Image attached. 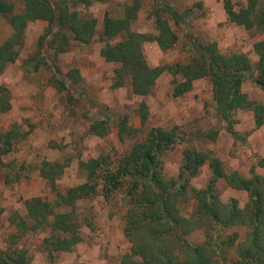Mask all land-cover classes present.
<instances>
[{"label": "trees", "instance_id": "1", "mask_svg": "<svg viewBox=\"0 0 264 264\" xmlns=\"http://www.w3.org/2000/svg\"><path fill=\"white\" fill-rule=\"evenodd\" d=\"M155 5L149 18L155 34L133 32L132 24L140 11V1L131 0L124 7L123 16L105 14L99 41L102 43L101 58L116 65L111 87L127 86L135 96L146 97L154 89L157 80L164 74L177 79L172 95L179 98L189 93L195 81L207 79L211 86L212 114L225 124V131L233 138L237 112L252 114L255 128L264 125V103L251 100L242 91L249 80L264 92V0H220L226 20L245 30H253L261 40L253 45L257 62L253 64L244 54H222L216 43L193 42L189 56L184 63L150 67L143 55L142 47L154 43L161 51L172 49L178 40L169 23L175 25L184 20V15L161 0ZM23 10L14 14V6L0 0V17H7L12 29L11 35L0 44V73L17 62L25 41V30L30 23L44 22L46 28L37 40L36 54L21 65L29 73L41 68L50 73V85L69 103L74 101L70 85H77L80 71L70 69L65 76L59 74L49 59L57 60L73 45L87 46L96 36L98 21L81 16L77 5L90 6V0H21ZM71 83V84H70ZM11 109V94L0 86V115ZM149 111L141 103L137 117L141 127L148 120ZM115 128L119 140L139 138L115 164L106 157L79 162L85 182L71 187L61 194L57 190L59 180L69 162L42 161L38 168L39 177L54 193L49 201L35 197L24 202L25 215L12 213L8 221L14 226L16 238L29 233L47 231L41 248L49 261L58 254L71 253L83 241L78 222L77 203L91 200L99 194L105 201L115 195L121 196L125 207L122 234L129 243V250L123 254L119 264H264V176L253 174L249 179L237 172L226 174L223 163L210 153L194 147L182 152L178 173L167 177L162 157L184 139L176 127H152L143 136L142 128L131 126L127 115L119 118L106 116L94 119L88 127V134L105 138ZM27 133L19 127L0 131V168L7 169L4 158L14 152ZM219 136L216 129L207 131L202 138L215 141ZM209 171L205 186L196 189L191 181L203 167ZM18 173L6 174V182H16ZM219 181L247 195L243 208L234 198L222 203L217 193ZM192 202L190 216L181 212V207ZM234 227L245 229L244 240L238 241V234L225 235ZM203 231L204 241L193 245L188 237ZM222 247L233 250L234 259L223 255ZM0 264H30L27 253L21 249L8 248L0 251Z\"/></svg>", "mask_w": 264, "mask_h": 264}, {"label": "rangeland", "instance_id": "2", "mask_svg": "<svg viewBox=\"0 0 264 264\" xmlns=\"http://www.w3.org/2000/svg\"><path fill=\"white\" fill-rule=\"evenodd\" d=\"M14 6V14L23 10L21 0H6ZM88 7L77 5L75 10L83 17L98 21L96 36L87 46L73 45L58 57L49 59L55 70L65 76L70 69L80 71L81 80L77 85H70L74 101L69 103L65 96L58 94L50 85V73L41 68L29 73L21 69L24 61L36 54L37 40L44 33L46 23H30L25 30V41L16 63L9 65L0 73V86H5L11 94V109L0 115V131L19 127L26 138L17 144L15 150L4 158L7 169L0 168V251L8 248L26 251L30 264H119L121 257L129 250V243L122 234L125 207L121 204V196L115 195L112 200L105 201L99 196L91 200H82L76 205L83 241L71 253L58 254L49 261L42 251L41 242L47 231L29 233L16 238L9 216L18 212L25 215L24 202L35 197L54 199V193L38 175L42 161L64 162L69 166L63 176L57 180V190L64 194L71 187L85 182L84 172L79 162L106 157L111 164L126 153L137 138L119 140L115 128L105 138H97L88 134L90 122L106 116L119 118L127 115L130 124L142 128L143 136L152 127H176L183 141L162 157L164 172L167 177H174L182 158V152L194 147L223 163L226 174L237 172L244 178L253 174L264 176V125L255 128L252 114L237 112L234 119L233 138L225 131V124L219 123L212 114L211 86L207 79L195 81L192 90L175 98L172 90L177 79L168 74L161 76L146 97L135 96L127 86L113 89L111 79L116 65L105 62L100 56L102 43L99 41L102 20L105 14L122 17L124 7L131 0H90ZM140 11L132 24L133 32L155 34L149 14L159 0H139ZM176 8L184 15V20L175 25L169 23L176 33V45L167 51H161L154 43L143 45V55L150 67L184 63L189 56V46L193 42L202 44L216 43L220 53L244 54L255 64L257 57L253 45L262 38L253 30H245L226 20L220 0H161ZM242 3L243 0H233ZM12 33L7 17H0V44ZM71 84V83H70ZM242 91L251 100L264 103V92L256 88L249 80L242 86ZM141 103L148 107L147 123L141 127L137 117V109ZM216 129L219 136L215 141H208L202 136L209 130ZM18 173L16 182L7 183L6 174ZM209 179V171L205 166L191 181L196 189L205 186ZM217 193L222 203L230 198L243 208L247 195L228 187L219 181ZM192 202L181 207L186 217L190 216ZM237 233L238 243L244 240L245 229L234 227L225 235ZM193 245L204 241L203 231L199 230L188 237ZM223 255L234 259L233 250L222 247Z\"/></svg>", "mask_w": 264, "mask_h": 264}]
</instances>
